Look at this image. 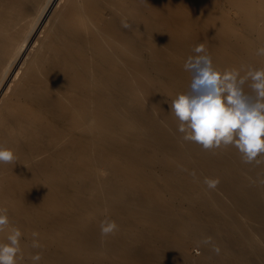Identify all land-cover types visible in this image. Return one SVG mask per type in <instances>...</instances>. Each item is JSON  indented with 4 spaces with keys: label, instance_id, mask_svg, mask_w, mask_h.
I'll list each match as a JSON object with an SVG mask.
<instances>
[{
    "label": "bare ground",
    "instance_id": "1",
    "mask_svg": "<svg viewBox=\"0 0 264 264\" xmlns=\"http://www.w3.org/2000/svg\"><path fill=\"white\" fill-rule=\"evenodd\" d=\"M228 1L241 26L219 0H0V143L17 157L0 206L18 264H264V154L185 141L169 107L198 44L221 70L264 68V0Z\"/></svg>",
    "mask_w": 264,
    "mask_h": 264
},
{
    "label": "clouds",
    "instance_id": "2",
    "mask_svg": "<svg viewBox=\"0 0 264 264\" xmlns=\"http://www.w3.org/2000/svg\"><path fill=\"white\" fill-rule=\"evenodd\" d=\"M124 28H131L122 22ZM193 55L187 57L183 68L190 74L188 90L178 93L169 104L170 113L177 120V131L185 141L194 142L208 150L223 146H233L241 154L245 163H251L264 154V68H247L244 75L240 70L219 69L214 67L212 58L207 54L204 44L193 48ZM257 55L264 56V47L258 48ZM251 92L245 91V84ZM17 159L13 149L0 143V164L13 163ZM209 188H215L217 180L204 181ZM11 228L6 240L0 241V264H18L22 260L19 228L11 227L6 207L0 206V232ZM115 220L105 217L99 222L103 239L115 232ZM39 233L33 232V249L42 245ZM210 237L205 238L207 244ZM214 251L219 252V248ZM33 264H39L42 253L36 252L29 257Z\"/></svg>",
    "mask_w": 264,
    "mask_h": 264
},
{
    "label": "rangeland",
    "instance_id": "3",
    "mask_svg": "<svg viewBox=\"0 0 264 264\" xmlns=\"http://www.w3.org/2000/svg\"><path fill=\"white\" fill-rule=\"evenodd\" d=\"M219 3L222 7V10L225 12H229V14L232 16V19L234 21H236V23L238 25L241 26V18L240 15L238 14V11L235 10V8H233L231 6V4L229 3L228 0H219ZM111 15L110 11H106V16L109 17ZM16 25H13L10 27V31L14 32L16 30ZM1 99L2 97H0V103H1ZM25 203V202H24ZM203 251L202 247L199 245H197L196 243H190L187 246V255L193 258L199 257L201 255V252ZM131 264H144L143 262L139 261V262H133Z\"/></svg>",
    "mask_w": 264,
    "mask_h": 264
}]
</instances>
